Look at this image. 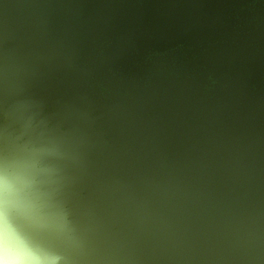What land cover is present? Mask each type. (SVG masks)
<instances>
[{
    "label": "water",
    "instance_id": "water-1",
    "mask_svg": "<svg viewBox=\"0 0 264 264\" xmlns=\"http://www.w3.org/2000/svg\"><path fill=\"white\" fill-rule=\"evenodd\" d=\"M6 165L0 264H264V0H0Z\"/></svg>",
    "mask_w": 264,
    "mask_h": 264
},
{
    "label": "snow or ice",
    "instance_id": "snow-or-ice-1",
    "mask_svg": "<svg viewBox=\"0 0 264 264\" xmlns=\"http://www.w3.org/2000/svg\"><path fill=\"white\" fill-rule=\"evenodd\" d=\"M17 183L18 176L13 166L6 165L0 169V199H3L6 190L11 192Z\"/></svg>",
    "mask_w": 264,
    "mask_h": 264
},
{
    "label": "rangeland",
    "instance_id": "rangeland-1",
    "mask_svg": "<svg viewBox=\"0 0 264 264\" xmlns=\"http://www.w3.org/2000/svg\"><path fill=\"white\" fill-rule=\"evenodd\" d=\"M0 215H3L2 213H1V211H0ZM58 244L61 246V247H63L64 248V243L62 242V241H58ZM84 262V260L83 259H81V262ZM85 263V262H84ZM91 264V263H90Z\"/></svg>",
    "mask_w": 264,
    "mask_h": 264
}]
</instances>
